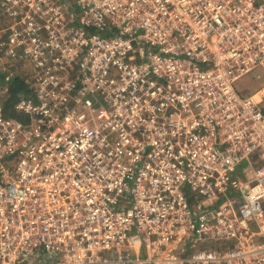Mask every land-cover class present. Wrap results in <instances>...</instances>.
Returning a JSON list of instances; mask_svg holds the SVG:
<instances>
[{"label": "built area", "instance_id": "obj_1", "mask_svg": "<svg viewBox=\"0 0 264 264\" xmlns=\"http://www.w3.org/2000/svg\"><path fill=\"white\" fill-rule=\"evenodd\" d=\"M258 68L264 0H0V264H264Z\"/></svg>", "mask_w": 264, "mask_h": 264}, {"label": "rangeland", "instance_id": "obj_2", "mask_svg": "<svg viewBox=\"0 0 264 264\" xmlns=\"http://www.w3.org/2000/svg\"><path fill=\"white\" fill-rule=\"evenodd\" d=\"M259 68L256 69V71H254L251 74H248L246 76H244L243 78L237 80L235 82V86L240 90V91H244L245 94H249L252 93L253 91L257 90V88H259L260 86L264 85V71H260L262 74V79H256V73L259 72ZM28 85H26L27 87ZM244 94V95H245ZM18 159V158H17ZM16 158L14 160H11V158L3 161V163L5 164V166H7L8 168L12 167L15 168L18 160ZM183 193L188 196L189 198L191 197L190 192L188 191L187 187L183 188ZM223 243H232V241H222Z\"/></svg>", "mask_w": 264, "mask_h": 264}, {"label": "trees", "instance_id": "obj_3", "mask_svg": "<svg viewBox=\"0 0 264 264\" xmlns=\"http://www.w3.org/2000/svg\"><path fill=\"white\" fill-rule=\"evenodd\" d=\"M28 90L24 80L17 78L12 81L10 93L4 102V112L7 117L21 118L22 115L15 109V104L20 99L22 93Z\"/></svg>", "mask_w": 264, "mask_h": 264}]
</instances>
